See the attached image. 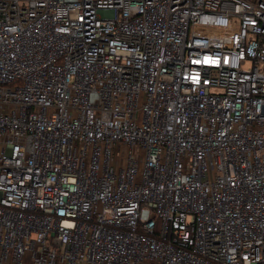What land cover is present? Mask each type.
I'll return each mask as SVG.
<instances>
[{
  "label": "built area",
  "instance_id": "obj_1",
  "mask_svg": "<svg viewBox=\"0 0 264 264\" xmlns=\"http://www.w3.org/2000/svg\"><path fill=\"white\" fill-rule=\"evenodd\" d=\"M0 264H264V0H0Z\"/></svg>",
  "mask_w": 264,
  "mask_h": 264
}]
</instances>
